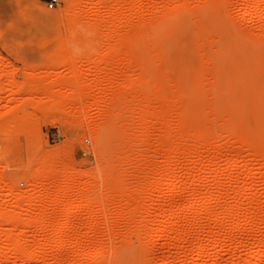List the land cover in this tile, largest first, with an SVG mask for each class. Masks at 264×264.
Instances as JSON below:
<instances>
[{"label":"rangeland","instance_id":"1","mask_svg":"<svg viewBox=\"0 0 264 264\" xmlns=\"http://www.w3.org/2000/svg\"><path fill=\"white\" fill-rule=\"evenodd\" d=\"M130 1L131 3L125 6H128V9H123L124 7L119 9L123 11V16L127 19L126 27H122V32H132L138 23L148 27L151 41L147 46L148 49L145 50L149 62V67L144 69L147 70L146 72L128 62L129 57H124L126 52L124 48L121 49L124 51L123 57L119 55L123 65L119 63L120 59L114 61L118 62L120 67L130 63L126 65L128 66L126 69L122 68V70L115 64H112L114 68L112 66L110 70L108 67H104L107 70L99 68L93 61L95 57L77 61L68 55L65 56L66 59L63 57L64 60L60 57L53 59L50 54L54 48L52 39L54 34L65 36L66 29L70 26L61 17L58 22L43 17L37 7L41 6L46 12L61 15L66 7L65 1L61 0L57 6L49 8V0H0V124L2 125L0 130L6 126L8 120H11V114H13L12 120L18 117L19 122V117L22 120L24 116L25 121H29L30 128L34 125L32 131L28 132L30 135L24 132L23 127L20 131L19 127L24 119L22 123L21 120L19 123L9 121V127L11 124L12 126L17 124L18 127L19 124L18 128L6 126V130L0 131L1 213L9 210L22 219L29 217L31 219L36 218L47 207L46 204L36 203L33 199L28 201L26 198L24 201V195L31 193V190L33 192L32 176L36 172L34 167L38 169L40 166L39 159L42 154L48 161L65 153L66 155H63L65 166H70L78 171V174L80 173L78 178H75V186L78 183L86 185L88 195L94 193L92 187L96 185L99 193L104 194L106 183L104 178L106 179L105 176L110 174L109 170L111 173L113 171L115 174L112 173L110 177L115 176L112 191L116 193L109 198L107 203L109 209L103 201H99V203H92V206L87 208V212L80 208L77 212L67 215L66 222L76 228L69 230L64 240L66 247L61 249L55 248L58 241L55 229L59 224L56 222H60L59 212L63 210L62 207L55 209L53 218L56 221L52 219L53 223L51 222L50 227L46 228V234L38 231L34 225L33 228L30 226L23 229L24 232L21 233L19 230H11L10 223L1 222L0 228L4 230L3 233H6L3 235L0 233V259L3 260L1 264H264V160L254 158L255 155L229 132V128L235 126L237 120V124L241 122L243 130L250 133L249 137L254 143L262 146L264 142L262 141L264 140V134H262L264 133V108H262L264 107V1L259 0L255 8H249L245 0H226L223 10L227 12L219 10L218 13L216 10L215 13L211 9L212 6H204L206 0H184L187 6L179 8L178 19H176L177 21L180 19L181 24L174 25L178 23L175 20L169 24L170 32L174 31L171 32L170 37L162 35L163 27L160 24L161 29L158 25L153 27L151 23L167 24L162 20L165 11L159 9L160 3L165 2V5H171L180 0ZM112 2V0H103L101 2L103 5L94 8L92 12L98 13V17L102 15L100 18L108 19L117 12V8L112 7L107 13L106 8L112 5ZM137 4L141 11L134 13L133 8ZM106 15L108 17H105ZM130 59L132 60L131 57ZM142 72L149 77L146 80L152 79L158 82L161 87L159 89L164 90L163 93L168 91L172 94L162 96V99L165 98L163 103H159L157 98H154L152 102L156 109L160 110V104L164 106L165 100L169 95L172 96L168 98L172 100L167 99L168 102L172 101L168 106L170 113L168 116L163 114L168 123L164 121L165 118L162 119L164 122L160 120L161 122L156 124L158 127L155 125L157 128L155 127L151 132L149 139L152 144H150L151 152L147 150L146 155L149 157L147 160L150 159L152 165L154 163L156 165H153V170L145 179L138 172L136 163H139V157L137 155V159L134 158L132 161L135 164L132 163L131 169L127 170L130 177H124L125 165L122 161L126 152L123 146L121 149L125 153L121 152L122 154L117 153L121 150L120 146L115 147L119 149L117 151L113 149L112 144L107 145L108 150L103 149L97 154L93 140L82 130L80 117H69L54 111L42 112L39 106L46 105L47 102L42 101L43 104L41 102L39 105L32 103L36 101L34 98L43 97L41 92L36 93L32 101L28 95L29 89L23 86V83L29 79L58 83V80L62 81V78H68L73 74L82 76L85 82H91L94 78L101 76H105L102 77L105 79L113 76L114 80L121 81L124 77L126 79L139 77V74L142 77ZM151 82L149 83L152 84ZM150 84H148L149 87L146 85L143 91L145 90L146 94L156 93V90L151 91ZM147 87L149 90L146 91ZM27 98H29L28 101ZM33 104L40 110L37 111ZM179 107L192 110V113L191 111L189 113L195 115L193 116L195 125L205 126L212 134L211 144L207 149H203L205 151L202 150V154L200 152L202 155H199L200 157L197 156V148L200 146L197 139L195 140L193 135L192 138L190 134H188L190 137L187 135L182 137L176 129L177 112L181 110ZM86 111L90 114L83 115L85 117L83 118L93 122L97 113L90 108ZM16 112L17 115H15ZM31 116L35 120H32ZM228 119L230 124L233 123L232 126L228 125ZM148 120L154 122L155 117L151 115ZM32 132H35L34 135ZM161 138L168 139L163 140L165 143L161 140L162 144H168L170 148H175L176 145L182 150V154L176 157L174 173V178L180 181L179 186L185 188L182 193H176L177 188H172L168 181L172 177L163 172L162 167L166 166L164 154L167 152L165 148L167 146L164 147L161 144L158 146ZM148 145L147 149H150ZM155 145L164 148L155 149ZM134 147L137 146L124 148L133 150ZM112 149L117 154H114ZM116 155L121 159L124 157L123 160L119 157L117 160ZM116 160L121 162L116 163ZM133 165H136V170ZM63 167L62 170H60L61 167L59 168L60 173L64 171ZM133 173H137L138 177ZM161 175L164 179H161ZM28 180L30 183L27 182ZM147 180V183L144 182ZM58 185L61 186L62 183L52 188L55 190ZM122 185L131 186L128 187L129 190L137 188L138 185V190H133L134 197L131 196V199L127 198L128 200L122 198L121 193L116 190ZM77 193V189L66 192L64 194L67 197L66 201L73 204L71 199L74 201ZM21 194L23 196H19ZM30 197L33 198V194ZM99 204L105 207L102 209ZM237 205L242 209H239L234 223L226 217L225 211L228 206L237 207ZM174 206L179 208L178 228L183 231L191 230V227L194 229H192L194 232L191 230L192 233L189 231L192 235L189 234L187 237L185 234L189 240L187 239L183 246L180 245L181 242H175L173 239L175 234L172 231H168L163 237L156 234L157 227L162 223L172 225ZM251 208L253 213L249 216L250 224L245 225V215H250L248 210ZM89 209L94 212L91 213ZM99 209L104 211H102L103 214ZM33 214L37 216L34 217ZM218 216L225 217L222 221V218L220 220ZM217 217L218 222H214ZM168 221L170 222L167 223ZM141 226L147 228L146 231H139ZM1 229L0 232H2ZM136 230L139 233H135ZM14 231L20 239L28 237L29 245L38 256L35 261L25 263L24 258H17L12 251L4 250L9 242L8 233ZM215 232L226 236L229 234L231 241L217 247L216 251L214 243L210 241L204 253L196 254L194 249L198 240L209 237ZM44 238H48L50 242L38 250L35 245ZM103 244L105 249L109 245L110 248H116L114 256L113 253L111 256V253L101 254L98 251L102 248L99 245L103 246Z\"/></svg>","mask_w":264,"mask_h":264},{"label":"bare ground","instance_id":"2","mask_svg":"<svg viewBox=\"0 0 264 264\" xmlns=\"http://www.w3.org/2000/svg\"><path fill=\"white\" fill-rule=\"evenodd\" d=\"M64 1L66 3V7L63 10L61 15H58L57 13H53V12H46L44 9H42L41 6H40L41 8L37 7V6L36 7H37V10L40 12V14L43 17H45V18H47L53 22H58L60 17L62 19H64L65 21H67L69 26H71L72 22L79 21V20H87L88 22H90L94 26V28L97 32V38H98L99 47H100V54L97 57H95V59L93 60V61H95L94 63L97 65V67H99V68L100 67H102V68L108 67V69L110 70V68H112V66H113L112 64H115V66H117L119 63H122L121 65H123V62H121V59H120L121 56H119V55H122V57H123V55L125 54L124 57L125 56L129 57V60H131L130 57L132 58V60L131 61L128 60V62L132 63V65L134 67H138L140 70H143L144 72L147 71V70L146 71L144 70L145 68L149 67V65H148L149 62H148V58L146 57L145 50L150 43L149 41H151V37L148 35V32H149L148 27H144V25H142L141 23H138L137 25L134 26V30H132V32H128V33L122 32V27H126L125 25L127 24V19L123 16V13H122L123 11H121L119 9H122L123 7H124L123 9H126L128 6L127 7H125V6L129 5L131 3L130 0H112L113 1L112 5L110 4V6L108 5L109 7L107 6L108 8H106L107 13H108V11H110V8H112V7L113 8L116 7L117 12H115L116 9H114L115 10V11H113V12H115L113 14L114 16L109 15V16H112L110 18L106 15L105 17H108V19H103V17L100 18L102 15H99L100 17H98L97 16L98 13L92 12V10L94 8H97V7H100V5H103V4H101V2L103 0H64ZM181 1L182 0H180L179 2L177 1V3H174V4L172 3L171 5H165L164 4L165 2H161L159 5V9L165 11L164 17L162 20L166 21L167 24L162 25L164 23L161 24L158 22L157 23L152 22L151 25L153 27L155 25L156 26L158 25V28H160V29L163 27V29H161V31H163L164 34H163V32H161V33L163 36L166 35L165 37H170V35H172L171 32H174V31L170 32L171 29L169 27V24L171 22H173L174 20L176 22H178V23L174 22L175 23L174 25H176V26H179L181 24L180 19L178 21L176 20V19H178V15H179V8L180 7L183 8V7L187 6L186 1H184V0L182 2ZM258 1L259 0H245V2H247V5L249 8H255L259 3ZM262 1H264V0H262ZM206 2H207V4H205ZM206 2L204 3V6H206V5L212 6L211 9H213L214 12L217 10L219 13L220 11H222L224 9V3L226 2V0H208V1L206 0ZM133 4H135V3H133ZM138 5L139 4L134 6V8H133L134 13H138L141 11V8ZM105 6H106V4H105ZM225 10H227V9H225ZM124 11H128V10H124ZM203 11H206V10H203ZM223 12H224V10H223ZM225 12H227V11H225ZM107 13H105V14H107ZM109 14H111V12ZM159 24L162 27H159ZM128 28H130V27H128ZM131 29H133V28H131ZM155 29H157V28H155ZM64 30H65V28H64ZM52 39L54 42V48L50 54L51 58H53V59L58 58L59 59V57H60L61 60L66 59V57L68 56V53H67V50L65 47L66 33H65V36H62V34L61 35L54 34V37ZM122 48H124V51L126 50V52H128L129 54L126 52L124 53L123 50L121 51ZM63 57H64V59H63ZM116 59H120V62L119 63L114 62V61H116ZM122 59H124V58H122ZM122 61H125V60H122ZM130 63H127V64H130ZM127 64L125 63V65H124L125 67H120V65H118V67H120L121 70H122V68L126 69L128 67V66L126 67ZM132 65H130V66H132ZM113 68H114V66H113ZM125 69H123V70H125ZM105 70H107V69H105ZM110 73H112V72H110ZM140 75L141 74H139V77L136 76L137 78L133 77V78L126 79L124 77V78H122L121 81H116L113 79L114 78L113 76L107 77L108 76L107 75L106 79L102 78L105 76H101L100 78L99 77L94 78V80L93 81L91 80V82H85V81H83L82 76L73 74V75H70L68 78H62V81H59L58 80L59 78L56 79V80H58V83H54V82L51 83V81H48V82L47 81H39L40 79L38 81L29 79L23 83L24 85L23 84L22 85L29 89L28 91H30V93L28 95H30L29 97H31L30 98L31 100L33 99L32 97L36 93L41 92L43 97L38 98V99L34 98V100H36L37 102L36 101L34 102L32 100L33 101L32 103H35V104L37 103L39 105V103H41L42 101L47 102L46 105L41 106V104H40L39 107H40L42 112L48 113V112L54 111V112H60L63 115L65 114L69 117H71V116L72 117L78 116L77 118L80 117L82 130L84 131L85 134H87L93 140L94 149H95V152L97 154L100 153L103 149L108 150L107 145L112 144L111 145L112 147L114 145L113 149L117 150V151L119 149H116L115 148L116 146H118L117 148H119V146H120V149L123 146V149L126 152L125 155L123 154L125 156V158L122 157V159H121V157H119L118 155H116L117 156L116 158H117V160H118V157L121 160H123V158H124V160L122 161V164L125 165V169L123 172L124 177L125 176L130 177V175L127 174V170L131 169L132 163H133L132 161L134 158H136V155H137L139 157L138 158L139 163L138 162L136 163V164H138L137 169H138L139 174H141L142 178L145 179L148 176V174L151 173V171L153 170L152 167H154L153 165L155 164L154 163L152 165L150 159H149V161H150V163H149V161L147 160L149 157H147V155H146L147 154L146 151L151 150V148H150L151 143L149 140L151 138V132H153L154 128L158 125L157 123H160L161 121H163L162 119H164L165 116H168V114L170 113L169 112L170 108L168 106H170V103L172 101L168 102L167 99L169 97H172V96H170L172 94L168 91L163 93L162 91H164V90L161 91L159 89V87H160L159 83L153 81L152 79L151 80L148 79L149 82L152 81L151 82L152 84H150L148 82V80H146L148 76L147 75L145 76L143 74V72H142V77ZM26 78H28V77H26ZM23 81H25V80H23ZM148 84H150V86L152 88L151 91L156 90V93L152 92L151 94H148V93L146 94L145 90L143 91L144 87ZM148 87H149V85H148ZM148 87L146 88V91L149 90ZM157 89H159L160 92L158 91V93H157ZM194 90H196V89H194ZM56 93H57V95H56ZM168 93H170V95L165 100V103H164L165 108H163L164 106H161V104H160V110L156 109V107L152 104L153 99L157 98V101L159 103L160 102L163 103V99H165V98L162 99V96L166 97V95ZM163 94H165V95H163ZM195 98H197V97H195ZM28 99L29 98H27V101H28ZM158 99L162 100V101H159ZM168 100H172V99L170 98ZM42 104H43V102H42ZM261 104H262V102H261ZM33 105H32V107H33ZM171 106H172L171 109L173 110V103L171 104ZM34 107H35V109L37 108V111H38L39 107L35 106V105H34ZM88 108H90L91 111L97 113V117L94 119L93 122H89V121H86L84 119L85 117L83 115L90 114L89 111L88 112L86 111ZM180 108L181 107H179V109ZM262 108H264V107H262ZM181 110L177 112V116H178L177 118L178 119L176 122L177 123L176 129L178 130V132L180 133V135L182 137H185L186 135L188 137H190L188 135V134H190L191 137L193 135L195 140L197 139V141L200 144L199 148H197V153H198L197 156H199V155L202 156L201 155L202 150L207 149V147H209L208 145L211 144L210 141H212L211 139H213L212 134H210L209 130L206 129L205 126L197 127V125H195V122H193V120H194L193 116H195V115L191 114L192 115L191 116L189 113L190 111L192 113V110L189 111L187 108L186 109L181 108ZM40 114H41V112H40ZM193 114H195V113H193ZM12 115L13 114H11V120H8L7 124L9 123V121H10V123H11V121L15 123L18 120V117L16 116L17 119L14 118L13 120H15V119L16 120L13 121ZM15 115H17V112ZM148 115H150V116L153 115L155 117V121L154 122L149 121L150 119L148 120V117H150V116H148ZM197 116H198V114H197ZM63 117H66V116H63ZM230 117H229V119H230ZM20 118L21 117H19V122L21 120ZM31 118H32V120H35V119H33L32 116H31ZM23 119H24V116H23ZM196 119H198V118L196 117ZM229 119L227 120L228 123H229ZM22 120H21V123H22ZM230 120L232 121V118ZM164 121H166V123H168L167 118H165ZM28 122L25 121V119H24L23 124L20 123L22 126L20 125V127H19V124H18L20 131H21L22 127L24 128L23 130L25 133H28L30 130L32 131V129L34 128L33 127L34 125H32V128H30ZM239 122L240 121H238V123ZM235 123H236L235 126H232L233 123L228 124V125L232 126L229 128V132L237 140H239V142L243 146H245L248 149V151H250L251 153H253L255 155V156L253 155L254 158L257 157V158H259V160L260 159L264 160V142H262V146L257 145L249 137L250 133H247L246 131L243 130L242 126L240 125L241 122L239 124H237V120H236ZM7 124H5V125L7 127H9V124L8 125ZM197 124H198V122H197ZM6 126H4V128H2L0 131L3 132L4 130H6V128H5ZM11 126H12V124L10 125L9 128H11ZM15 126L17 127V124L13 125L12 128ZM1 127H2V125H1ZM165 127H167V126L165 125ZM168 129H169V126H168ZM261 129H262V127H261ZM169 130H166V132H168ZM8 131H9V129L7 130V132ZM34 133H33V135H34ZM28 134L30 135V133H28ZM262 134H264V133H262ZM167 138L169 139V137H167ZM168 139L161 138L160 142L162 140V142L165 143V141H167ZM148 140H149V145H148ZM163 140H165V141H163ZM262 141H264V140H262ZM162 142L161 143L158 142V144H159L158 146L164 145V147H165L168 145V144L167 145L162 144ZM129 145L137 146V147H134V149L136 148L135 150L132 148L134 151L131 149H128V148H126V149L124 148L125 146L131 147ZM147 145L149 146L150 149H147L148 148ZM170 145H172V143ZM158 146L155 145L154 148L158 149V148L163 147V146L162 147H158ZM165 148L167 151L166 154H164L166 166H165V168L162 167V169H163V172L165 174L172 177V179L169 178V180H168V178H165V179H167L169 181V184L172 188H177L176 193H178V194L182 193L185 190V188L179 186L180 181H177L174 178V173H175L176 164H177L176 163V157L181 153L182 150H180V148H178L176 145H175V148L174 147L170 148L168 146ZM167 148H168V150H167ZM113 149H112V151L114 152ZM123 149H121L120 152L118 151L117 153L118 154L121 152L125 153V152H123L124 151ZM161 150H164V149H161ZM112 151H111V153H112ZM203 151H205V150H203ZM192 152H194V151H192ZM200 152H201V154H200ZM117 153L114 152V154H117ZM64 154L65 153H63V155ZM63 155L59 154L54 159L48 158L49 159L48 161H47V157L45 155H43V154L41 155L42 157H40L41 159H39L40 166L38 167V169L34 167V170H36V172L33 170L35 172V173H33V176H32L33 181L31 180L34 184V185L32 184L34 186L33 192L31 190V193L25 194L24 195L25 198L23 197L25 199L24 201H26V198H27L28 201L33 199V201H35L36 203L46 204L47 207L44 209V211L40 212L39 215L36 213L38 215L37 216L35 214L37 217L33 214L34 217H36V218H31V219H30V217L29 218L27 217L28 219H26V218L22 219L21 217L18 216V214L11 213V212H9V210H8V212H4V213H1V211H0V213H1L0 214V223L1 222L10 223L11 224L10 226H12V228L10 227L11 230L12 229L17 230V231L19 230L21 233H23L24 232L23 229L25 230V228H28L30 226L33 228V225H34L38 231L45 233L46 228L50 225V223L52 222V219L55 220L53 218V215L55 214L54 213L55 209H59L62 207L63 210L62 211H61V209L59 210V211H61V213L59 212L60 215L57 214V215H59L60 222L57 221L56 223H59V224L56 227V229L54 228L57 231V232L55 231V233L58 235L57 236L58 241L55 244L56 249H61V248L66 247V243H64V242H66V241H64L65 237L68 236L69 230L76 228V227H74V225L72 226L71 224L66 222L68 214L70 215V213L71 214L75 213L78 210H80V208H83V210L86 211L87 208L90 207V205L92 206V203H95V202L99 203V201H103L105 206H108L107 208L109 209V205H107L109 198L112 194H116V193H113V191H112V183H113V179L115 176L114 177L113 176L110 177V176L112 175V173H113V175L115 173L113 171L111 173V170H109V171L106 170V172L108 171V173H110V174L105 176L106 179L104 178V180L106 181V183L104 185V194L99 193V189H98L97 185L92 187L94 193H92L91 195H88L86 193V190H87L86 185L79 184L77 181L78 185L75 186V184H74V181L76 180L75 178H78L80 173L78 174L77 173L78 171H76L74 168H72L70 166H67V167L65 166V162L63 161V157H64ZM123 155H120V156H123ZM118 162H121V161H117L116 163H118ZM133 164H135V163H133ZM62 166H64L63 167L64 171L63 172L61 171V173H60V171H58V170L60 167H61L60 170H62ZM133 168L136 170V165H133ZM154 172H155V170H154ZM136 174H134V175L138 177V175H136ZM104 175H106V174H104ZM162 178L164 179V176H162L161 179ZM159 179L160 178L158 177V180ZM229 179H230V177H229ZM27 182H29V180ZM144 182L147 183L148 180L144 181ZM59 183L60 184L62 183V185L61 186L58 185V188H56L54 190L52 187L59 184ZM142 183H143V180H142ZM142 183H141V186L144 187L142 185ZM193 184H195V183H193ZM217 184H219V183H217ZM128 187H131V186H128ZM128 187H127V185L126 186L122 185V187L119 188L121 190H119L118 188L116 189L121 193L120 195L122 196V198H125V199L130 198L131 199V196L133 194V190H135V189L138 190L137 189L138 185H137V188H135L133 190H132V188H131V190H129ZM145 188H147V187H145ZM74 189H77L78 193H77V195H75L74 201H73V199H71L73 204H70V201H66L67 197L64 196V194L66 192H70ZM23 194H21L19 196H23ZM30 194L31 195L33 194V198L30 197L31 196ZM63 196L65 198H63ZM132 197H134V196H132ZM23 198L21 200H23ZM132 199L134 200V198H132ZM144 199H145V197H144ZM193 199H194V197L192 198V200ZM239 204H241V203H239ZM99 206H100V204H99ZM102 206H100V208ZM104 207H102V209ZM251 207H253V206H251ZM107 208H106V210H107ZM240 208L238 207V205H237V207H231V206L229 207L228 206L226 208V211L224 210L226 212L225 213L226 217L229 220H232V222H234L235 219H237L236 216H238ZM173 209L174 210L172 211L173 214L171 217L172 218V223H171L172 225H169V226H171V228H168L169 226L165 225L166 222H164L165 224L162 223L163 225L161 224L160 226L157 227L156 234L158 236L163 237L164 235H166L168 233V231L169 232L172 231L175 234V236L173 237L175 242H179V243L181 242L180 245L182 244V246H183L187 242L188 235L189 234L192 235L191 230L193 228L191 227V230H187L188 228L187 229L185 228L187 231H183L181 228H178L179 227L178 221L180 218L179 217V211H178L179 208H178V206H176ZM50 210H51V212H50ZM251 210H252V208L250 210H248L249 212L247 211L248 214H250V215H247L246 212L243 210L245 212V214L247 215L246 216L244 214L245 215V225L250 224L251 220H249L250 219L249 216H252L251 213H253ZM88 211H90L91 213L94 212V210L92 211V209L91 210L89 209ZM100 211L102 212L103 210H100ZM224 211H223V213H224ZM103 212H102V214H103ZM106 213H104V214L106 215ZM86 214L88 215V213H86ZM90 216H91V214H90ZM220 216H222V215H220ZM220 216H218V217L220 218ZM218 217L215 218L214 222L215 221L218 222V219H219ZM221 218H220V220H221ZM223 218H222V221H223ZM253 218H254V216H253ZM169 222L170 221H168L167 223H169ZM237 224L238 223H236V225ZM233 225H232V228H233ZM92 226H90V228ZM138 229L139 228H137V230ZM146 229H145V227L141 226L139 231H146ZM11 230H9V231L11 232ZM137 230L135 233L138 232ZM1 231H2V229H1ZM3 231L0 232V233H2V235L5 233V232L3 233ZM48 231H50V230H48ZM197 232H198V230H197ZM14 233H15V231L13 233H8L9 238L8 237L7 238H8L9 242L6 244V247L4 248V250L8 251V252L12 251V253H14L17 258L18 257L22 258V259L24 258L23 260L26 261L25 263H27V262L30 263V261H33V260L35 261L36 258H38V256L32 250L31 245H29L28 237L25 236V237H23V239H20V237L18 238L17 235H15ZM185 234L187 235V237ZM142 235H144V234H142ZM228 235L226 236V235H223L222 233L215 232L211 236H209V237L207 236L206 238H204V237L200 238L199 237L200 238V239L198 238L199 240L196 239V240H198V243L196 245V249H194L195 253L198 255L204 253V251H206L207 246H209L208 242H210V241H212L214 243V250L216 251L217 247L225 245L227 242L231 241V239ZM259 240H257V241H259ZM48 242H50L48 240V238H44L41 242L37 243V245H35V246L39 250L41 248H44V246L48 245ZM260 242H261V240H260ZM133 244H135V243H133ZM244 245H246V244H244ZM99 246L102 247V248H100V250H98V251H100L101 254L107 252V253H111V256L113 253V256H114V253L116 252L115 247L110 248V245H109L108 248L105 246L107 248V249H105L104 244H103V246H101V245H99ZM111 246H113V245H111ZM126 246H128V245H126ZM183 249H184V247H183ZM1 259H0V264L3 261V260L1 261ZM161 259L163 260V258H161ZM245 264H248V263H245Z\"/></svg>","mask_w":264,"mask_h":264},{"label":"clouds","instance_id":"3","mask_svg":"<svg viewBox=\"0 0 264 264\" xmlns=\"http://www.w3.org/2000/svg\"><path fill=\"white\" fill-rule=\"evenodd\" d=\"M66 33L65 47L71 59L78 61L100 54L97 32L87 20L72 22Z\"/></svg>","mask_w":264,"mask_h":264},{"label":"built area","instance_id":"4","mask_svg":"<svg viewBox=\"0 0 264 264\" xmlns=\"http://www.w3.org/2000/svg\"><path fill=\"white\" fill-rule=\"evenodd\" d=\"M61 0H49L48 7L53 8L60 3Z\"/></svg>","mask_w":264,"mask_h":264}]
</instances>
